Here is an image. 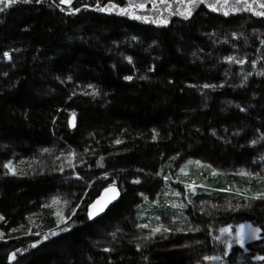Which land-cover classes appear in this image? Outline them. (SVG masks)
<instances>
[{"label":"trees","instance_id":"1","mask_svg":"<svg viewBox=\"0 0 264 264\" xmlns=\"http://www.w3.org/2000/svg\"><path fill=\"white\" fill-rule=\"evenodd\" d=\"M6 1L0 264H264V0Z\"/></svg>","mask_w":264,"mask_h":264},{"label":"rangeland","instance_id":"2","mask_svg":"<svg viewBox=\"0 0 264 264\" xmlns=\"http://www.w3.org/2000/svg\"><path fill=\"white\" fill-rule=\"evenodd\" d=\"M160 1L161 0H149V7L152 6L153 9H154V7L158 8V5L161 4V3H159ZM7 3L8 2L6 0H0V16L2 15L4 8L7 6ZM63 4H66L65 1H63ZM136 7H138L137 12L140 11V13L147 9L145 4L140 5V6H131V8H129V14L131 16H133L131 13L133 12V10ZM5 59L7 60V57ZM33 165H34V163L32 160H29V161L17 160L16 163H14L13 173H15L16 175H20L22 172H24L28 168H31ZM200 169H204V168L200 167ZM195 172H196L195 169L188 167V171L186 174H183L180 171L178 176H179L180 180H186L187 178L194 176ZM232 184L235 186L233 188L235 194H238V192H239L238 190L242 189L241 186H239L237 183H232ZM177 194L181 195L180 192H178V191H177ZM197 199L199 202L203 201L202 199H200V196ZM193 203L194 202H192V204ZM189 206H191V205H189ZM218 207L220 209L223 208L221 205ZM39 217H40V215H37L36 218H34V216H33L34 219H31L30 221H35V219H41ZM161 219H164V218H161ZM164 220H161V223L163 222L161 225L162 228H165L167 231H178L177 229H174L172 227L173 224L171 221H169L167 218H165ZM221 233H222L221 237H222V240L225 244V248L227 251V256H226V258H221L219 256L214 257L212 259L213 264H220V263L226 264V263H228L227 257L229 256L232 248L238 247L240 249H244L248 244L254 243V242L258 241V239H259L258 231L255 228H253L252 225L247 224V223H243L236 228L223 229ZM0 237H1V234H0ZM235 258H237V257H235ZM238 263H241V261H238Z\"/></svg>","mask_w":264,"mask_h":264},{"label":"water","instance_id":"3","mask_svg":"<svg viewBox=\"0 0 264 264\" xmlns=\"http://www.w3.org/2000/svg\"><path fill=\"white\" fill-rule=\"evenodd\" d=\"M119 200V193L115 187L107 188L97 199H95L87 208V217L89 221L99 220L112 206Z\"/></svg>","mask_w":264,"mask_h":264}]
</instances>
